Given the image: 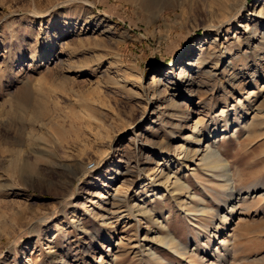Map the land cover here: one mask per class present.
<instances>
[{"label": "rangeland", "instance_id": "1", "mask_svg": "<svg viewBox=\"0 0 264 264\" xmlns=\"http://www.w3.org/2000/svg\"><path fill=\"white\" fill-rule=\"evenodd\" d=\"M263 36L264 0H0V264H264Z\"/></svg>", "mask_w": 264, "mask_h": 264}, {"label": "bare ground", "instance_id": "2", "mask_svg": "<svg viewBox=\"0 0 264 264\" xmlns=\"http://www.w3.org/2000/svg\"><path fill=\"white\" fill-rule=\"evenodd\" d=\"M262 12V11H261ZM260 12V13H261ZM263 38H264V36H263ZM153 92L155 93H157V92H159L158 91V86H153ZM258 114V113H257ZM253 118H252V120H251V122H249V123H245V124H243L242 126L243 127H248L252 122L254 123L255 121H256V118H257V115L255 114L254 116H252ZM200 121L198 120V121H196V122H194V134H196L197 132H198V128H199V125H200ZM249 124V125H248ZM241 128V127H240ZM237 131H238V129H235L234 130V135H236V133H237ZM222 138V134H216L215 136H213V137H211V138H209L208 139V141H207V143H205V144H201L200 145V147L195 151V150H193L194 152H195V154L196 155H199V157H200V162L203 164H206L208 167H210V166H215V167H217V168H220L221 169V171H222V176L224 177V178H226L227 179V181L229 182V185H228V193H227V195H228V198L227 199H225L224 200V206L221 208V209H219L218 211H217V216H218V218H220L221 219V221H220V223H223V221H224V218H226L227 216H233L234 214H235V209H234V203L235 202H237V201H240L241 199H243V196H242V194L241 193H239V190H236L235 189V187L233 186V184H232V179H231V172H230V170H229V168H228V166H227V164H226V162H225V160L220 156V153L218 152V150H216L215 149V147H213L214 145V143H216L220 138ZM202 140V139H201ZM200 140V141H201ZM190 150H186V148H185V146H182V148H181V150H180V153H184L185 155L184 156H189V154H190ZM193 154V153H192ZM192 154H190V155H192ZM195 155V156H196ZM193 158H194V156H193ZM77 166H78V168L79 169H81L82 168V165H81V163L80 162H78L77 164H76ZM69 167H72V166H74L73 165V163H71L70 162V164L68 165ZM209 170V169H208ZM157 175H160V176H163V173H161V172H159ZM178 181V180H177ZM176 183H178V184H180V182L178 181V182H176ZM186 187L184 186V189H185ZM117 190H119V189H117ZM122 193V192H121ZM246 195V196H245ZM244 195V197L245 198H248V197H251L252 196V193L248 190L247 191V193ZM235 207H236V205H235ZM227 219V218H226ZM216 231H219V227H217V229H216ZM217 235V234H216ZM199 236H201V234L199 233ZM213 237H215V236H212L211 238H209L208 239V241L210 242H212V239H213ZM217 239V238H216ZM158 240V239H157ZM176 240V239H175ZM172 242H173V238L171 237V236H165V243H166V245H171L172 244ZM177 242V241H176ZM176 242H173V244L174 243H176ZM223 243H224V241L223 240H221L220 242H219V244L222 246L223 245ZM225 244H226V242H225ZM224 244V245H225ZM180 245V248H179V250H180V252L182 253V254H189L190 256L193 254V253H197L198 252V249L200 248V245L199 244H196V247L194 248V249H190L189 247H188V245L186 246V245H183V244H179ZM227 245V244H226ZM167 246V247H168ZM173 246V245H172ZM177 246V245H176ZM170 247V246H169ZM168 247V248H169ZM226 247H228V246H226ZM226 247H225V249H226ZM150 248V247H149ZM171 249H173L172 247H170ZM177 249V248H176ZM224 249V250H225ZM230 249V248H229ZM228 249V250H229ZM152 250V249H151ZM174 250V249H173ZM223 250V251H224ZM228 250H225V253L226 252H230V251H228ZM153 251V250H152ZM151 251V252H152ZM153 253V252H152ZM154 255V254H153ZM156 255H157V253H156ZM214 255H216L215 256V258H216V260L218 261V263L219 264H222L221 263V260L222 261H225V260H227L226 259V255H227V253L226 254H223V253H221L219 250H216L215 251V254ZM157 256H155V258H156ZM200 258H202V259H205V255H203V256H200ZM191 259V258H190ZM216 261V262H217ZM229 261V260H228ZM216 262L214 263V264H216ZM212 263V262H211Z\"/></svg>", "mask_w": 264, "mask_h": 264}, {"label": "built area", "instance_id": "3", "mask_svg": "<svg viewBox=\"0 0 264 264\" xmlns=\"http://www.w3.org/2000/svg\"><path fill=\"white\" fill-rule=\"evenodd\" d=\"M89 169H92V170H95L97 168V165L95 162H91L89 165H88Z\"/></svg>", "mask_w": 264, "mask_h": 264}]
</instances>
